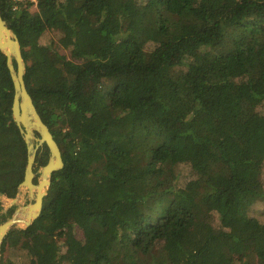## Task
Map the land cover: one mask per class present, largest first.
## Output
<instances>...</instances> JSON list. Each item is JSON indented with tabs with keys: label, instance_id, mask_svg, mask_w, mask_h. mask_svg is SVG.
Listing matches in <instances>:
<instances>
[{
	"label": "trees",
	"instance_id": "16d2710c",
	"mask_svg": "<svg viewBox=\"0 0 264 264\" xmlns=\"http://www.w3.org/2000/svg\"><path fill=\"white\" fill-rule=\"evenodd\" d=\"M0 15L63 162L2 264H264V218L247 212L264 201V0H0ZM13 94L0 52L10 199L27 158Z\"/></svg>",
	"mask_w": 264,
	"mask_h": 264
},
{
	"label": "water",
	"instance_id": "95a60500",
	"mask_svg": "<svg viewBox=\"0 0 264 264\" xmlns=\"http://www.w3.org/2000/svg\"><path fill=\"white\" fill-rule=\"evenodd\" d=\"M0 52L5 56L6 67L13 85L12 120L22 136L27 153L23 180L18 186L16 196L10 199L0 193V199L7 200L10 208L18 202L20 192L26 191L29 200L32 201L26 206L15 209L11 217L4 222H0V264H2V243L4 237L11 228L26 229L37 219L42 209L43 198L50 186L51 175L63 167V162L58 145L54 141L48 127L42 122L26 90L24 83L25 63L22 59L18 38L7 27L1 15ZM42 145H46L49 157L47 163L35 171L36 151ZM34 179H36V183H34Z\"/></svg>",
	"mask_w": 264,
	"mask_h": 264
},
{
	"label": "rangeland",
	"instance_id": "374dc122",
	"mask_svg": "<svg viewBox=\"0 0 264 264\" xmlns=\"http://www.w3.org/2000/svg\"><path fill=\"white\" fill-rule=\"evenodd\" d=\"M30 1L34 2V0H30ZM34 10H35V6L33 5L32 8H31V11H34ZM46 40H47V38H44L42 40V43L44 44ZM61 53L64 54L65 51L61 52ZM215 183L216 184H222L223 182L219 181V180H215ZM31 202L32 201L29 200L27 192L26 191H21L20 192V196L18 198V202L16 203V205L12 206L14 208L13 212L15 211V209H17V208H19L21 206H26L27 204H29ZM12 207H10V208H12ZM10 208H9V203H8L7 200L0 199V214L5 213L4 211L8 210ZM247 212H248V215L250 217H258L259 219L260 218H264V201L257 202L250 209H248ZM184 219H185V222L187 223V225L189 227H191V228H193V227H195L197 225V220L196 219L193 220L189 216H185ZM214 224L215 225L218 224L217 220H214ZM16 229H19V228H16ZM252 253H253L252 246L249 243H242L235 249V257L236 258H240V259H243L244 257H247V256H251ZM14 254L15 255H19V253L17 251L14 252ZM8 255H9L8 252H6L4 254V257H7Z\"/></svg>",
	"mask_w": 264,
	"mask_h": 264
}]
</instances>
